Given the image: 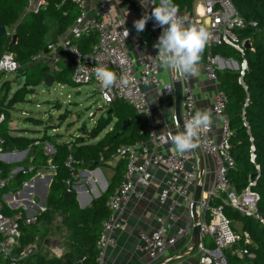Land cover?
I'll list each match as a JSON object with an SVG mask.
<instances>
[{"label": "built area", "instance_id": "1", "mask_svg": "<svg viewBox=\"0 0 264 264\" xmlns=\"http://www.w3.org/2000/svg\"><path fill=\"white\" fill-rule=\"evenodd\" d=\"M71 1L76 4L79 13L69 30L59 36L56 42L46 45L44 50L33 55L30 63L36 64L49 60L52 63L50 70L54 73L59 70L58 63L66 62L71 68L73 84L78 86L91 84L106 106L114 101H122L130 105L137 114L144 117L148 133L147 142L123 145L116 151L115 157L124 161L125 169L119 185L106 197L105 206L109 215L103 224L97 242L99 250L97 264H102L107 247L113 243L112 235L115 232L124 231L127 227L121 219V213L132 199H142L149 189L152 179L151 167H163L168 173V181L158 193V204L166 214L164 217H157L155 228L152 231L140 235L135 250L148 253L151 259L150 264H164L163 261L168 251L175 248L181 241H188L197 233V237L200 238V241L197 238L195 247L198 264H229L226 253L239 242L240 236L244 238L245 244H249V239L246 233L237 232L232 228L231 221L224 214V207L262 226H264V218L258 212L259 195L251 188L252 184L249 183L242 191H238L229 179V172L234 169L235 161L229 152L231 132L223 92L218 91L213 96L211 107L212 115L220 117L219 137L212 136L211 127L202 130L197 147L201 154L212 160L214 180L194 202L191 191L199 184V178L202 179L209 174V170L200 166L195 149L184 154L176 150L166 153L155 150L156 146L163 145L165 140L155 130L151 107L143 87L153 86L164 96L174 97L172 82L165 83L161 79L164 67L157 56L158 49L154 48L157 42L156 37L152 33L146 39L140 37L143 55L133 57L128 49L131 29L126 18L117 15L113 0H100L98 12L93 18L87 16L85 10L87 0ZM136 1L148 14L160 3V0ZM196 1L200 6L194 7L193 11L187 8L178 10V15L186 26L190 24L203 26L210 34L205 46L208 80L216 81L215 71L219 58H221L212 55L211 49L217 46H227L241 58L236 62V66L239 72L238 81L242 83V78L248 70L244 46L247 39H241L239 32L244 30L245 21L230 0ZM25 2L23 14L37 13L46 6L45 0H25ZM154 23L156 25L155 21ZM250 25L255 26L254 23ZM125 28L129 30L127 38L123 32ZM157 28L162 33L163 29L158 26ZM89 33H94L97 41L89 53L83 54L78 48L77 41ZM101 65L107 66L117 74V83L110 89H104L95 76V67ZM19 69L21 66L12 53L2 54L0 73H16ZM173 72L174 80L183 85L180 100L181 124L175 114L171 117V127L177 133L184 130V124L194 116L197 107L196 98L187 85L186 76L178 71ZM124 74L131 76L127 85L119 80V77ZM2 120L3 115H0V122ZM42 146L46 156L51 157L55 154V148L50 143L45 142ZM10 155L4 150V139L0 136V162H5V158ZM250 158L253 160V155ZM64 165L72 169L71 156L67 158ZM80 174H72V177L78 179ZM39 175L38 172L37 176ZM7 183L8 180L0 171V192L5 189ZM66 185L73 190L78 187L76 182L71 183L70 180L66 181ZM29 202L31 207L36 204L34 198H31ZM179 207H184L186 210L187 224L182 228H174L178 221ZM44 211L45 207H39L32 215H6L0 199V264H27L28 259L34 255L36 246L21 244L23 230L37 224V216ZM203 239H209L211 245L207 246ZM49 248L52 255L58 257L62 255L63 250L58 245H50ZM235 255L240 259H254L253 253L247 248H237Z\"/></svg>", "mask_w": 264, "mask_h": 264}, {"label": "trees", "instance_id": "2", "mask_svg": "<svg viewBox=\"0 0 264 264\" xmlns=\"http://www.w3.org/2000/svg\"><path fill=\"white\" fill-rule=\"evenodd\" d=\"M230 1L246 24L244 30L239 32V37L249 40L252 49L246 50L248 70L242 78V83L238 81V71L218 69L215 71L216 81L226 98V115L231 132L229 152L235 161L234 169L229 172V179L238 191H242L249 183L252 184L251 188L259 195L258 212L264 218V0ZM45 2L46 6L37 13L23 14L25 0H0V26L8 30V34L0 39V57L4 53H12L22 71L21 82L19 85L16 84L17 89L9 98L7 94L13 82L4 80L0 74V114L3 115V120L0 122V136L4 139V150L15 148L19 151L32 152L30 158L34 170L25 174L21 171L12 177L13 179H9L15 181L14 191L19 189L21 178L23 180L26 177L30 180L38 171L44 169L53 172L45 211L37 216V224L49 226L59 218L60 223L68 231L69 241L61 258L47 259L38 255L30 259L27 264H97L99 256L97 242L109 215L105 206L106 197L119 185L125 163L120 161L118 164L106 192L93 199L91 205L83 209L76 201L75 190L68 187L66 181L77 182L78 179L73 178L72 174L77 175L80 170L104 166L123 145L147 142L146 122L144 117L137 114L130 105L122 101H114L101 111V115L89 130L82 126L79 135L68 142L61 140L63 134L55 133L53 136L48 134L49 130H58L67 118L63 121L60 117L57 125L46 123L42 130L18 128L11 130L3 126L5 115L9 114L16 104L26 101L25 97L32 94L33 87L40 85L49 74L40 64L30 63L33 55L46 48L45 36L49 31L45 23L46 19L56 24L54 36L57 37L64 34L79 13L76 4L71 0H45ZM194 2L195 0H173L178 10L187 8L193 11ZM251 23L255 26L251 27ZM12 34L17 35L15 45H10ZM96 41V35L89 33L78 40L77 45L81 53L86 54L91 51ZM206 54L207 50L204 48L200 61H206ZM211 54L225 59L234 58L236 61L241 59L227 46L213 47ZM32 69L41 75L38 82L32 81V75L28 71ZM52 75L53 82L60 85L73 84L71 68L67 65L63 64ZM53 106L56 109L61 107L60 104ZM29 120L33 126L43 124L41 119L29 118ZM124 125L126 128L120 133ZM36 132L43 134L41 137L26 135ZM45 142L55 148L56 152L51 157L44 154L42 144ZM251 155L253 160L250 158ZM69 156L73 160L72 169L64 165ZM0 171L7 178V167L1 162ZM224 214L231 221L235 231L237 230L233 227L234 223L241 224L240 231L237 232L246 233L249 239V244H245L244 238L240 236L239 242L232 249L247 248L254 255L253 260H247L227 252L228 263L264 264V226L239 215L228 207H224ZM23 233L22 245L34 242L35 231L27 227Z\"/></svg>", "mask_w": 264, "mask_h": 264}, {"label": "crops", "instance_id": "3", "mask_svg": "<svg viewBox=\"0 0 264 264\" xmlns=\"http://www.w3.org/2000/svg\"><path fill=\"white\" fill-rule=\"evenodd\" d=\"M99 3L100 0L86 1L85 10L89 18H93L96 16L98 12ZM198 6H200L199 2L197 5L195 2L194 7L197 8ZM113 7L117 15L126 18L127 23L131 29L130 31L131 36L128 41V49L130 54L133 57L142 56L144 51L141 49L140 37L146 39L152 32L150 31L147 25L143 32L138 33L136 31V29L134 28V21L140 18L136 15V13L124 0H113ZM125 9L127 10L128 13L126 16L123 11ZM197 11L200 12L201 10L197 9ZM45 23L49 29L47 35L45 36V40L48 45L50 43L56 42L59 36L57 37L54 36L56 24L52 20L46 19ZM69 28L70 26L66 29L64 34L67 32V30H69ZM232 60L233 59H231V61H228L225 58L222 57L219 58L217 69L236 71L237 66L235 62H233ZM36 64L42 65L48 70L49 73H52L50 70V68L52 67L51 61L44 60L43 62ZM63 64L69 66L66 62H60L58 63L59 69ZM174 76L175 74L173 70L163 68L161 72V79L163 80V82L165 83L173 82ZM186 78H187V85L191 88L196 98L197 110L204 108L211 109L212 98L218 91H221V89L217 81L214 82L208 80L206 75L205 61L204 62L199 61L195 75L186 76ZM182 87L183 85H181V89ZM143 90L147 95V99L151 107V113H152L153 123L156 132L160 134L162 130L167 129L173 133H176L171 127V117L175 114L174 97L172 98V97L164 96L161 91L149 85L144 86ZM212 119H213V124L211 126V134L215 138H218L221 128L220 117L212 115ZM52 132L57 133V130H53ZM155 150L166 153V152L174 151L175 149L173 148L171 143H164L163 145H157ZM25 152H27V150L24 151V153ZM196 154L200 166L206 170H209V174L205 175L202 179L199 178V184L191 191V196L193 198L200 196L201 193L205 191L214 180V169L212 166V160H210L208 156L198 153V151H196ZM5 160L6 161L9 160V157L5 158ZM119 163L120 160L117 157L113 156L111 157V159H109L106 162L104 166L97 167L96 169H83L79 171V173L81 174L79 175L78 180L76 182L78 187L76 188L75 192H76V201H78L77 203L81 209L89 207L93 199L99 197L100 195L106 192L111 182V179L114 175L115 169L117 168ZM102 167L106 168L104 169L105 172H101L100 168ZM40 172L42 173L43 171ZM150 172L152 174V179L149 183V189L147 190V192L145 193L142 199H132L129 205L127 206V208L121 213V219L126 223L127 227L124 231H118L112 235L113 243L107 247L105 254L103 256L102 264H150L151 263V259L148 253L136 251L135 247L139 243L140 235L152 231L155 228L157 217H164L166 214L165 210L158 204V193L160 189L168 181V173L166 169H164L163 167H151ZM26 187L24 186V188ZM25 190L26 189H24V193L26 194L22 195L24 199L23 202L24 214L32 215L39 207H45V205L44 206L42 205L41 201L37 202L35 199L34 200L36 201L35 202L36 204L31 207L30 202H28V200L29 198H34L36 192H34V194L32 193V195L29 196L28 192H25ZM99 191H101V193ZM177 216H178V221L175 223L174 228L185 227L187 224V219H186V210L184 207L178 208ZM240 228H241V224H240ZM195 237L197 238L196 233L188 241H184V242L181 241L175 248H173L171 251H168L163 263L164 264H198V254L195 249L196 243L193 245ZM35 239H38V237L35 236ZM198 239L200 241L199 237ZM203 240L205 243L211 245L209 239H203ZM31 244H34L36 246V249L34 251L35 252L34 255L31 258H29L28 261L30 259H34L38 255L44 256L47 259L61 258L66 251L63 248L62 255L58 257L52 255L50 253V248H49L50 245H57L58 244L57 242H50L48 240H44L43 246H39L37 244V240H34V242ZM235 251L236 250L231 249L228 252L231 253L232 256H236Z\"/></svg>", "mask_w": 264, "mask_h": 264}, {"label": "rangeland", "instance_id": "4", "mask_svg": "<svg viewBox=\"0 0 264 264\" xmlns=\"http://www.w3.org/2000/svg\"><path fill=\"white\" fill-rule=\"evenodd\" d=\"M197 4L198 1H196V5ZM234 60L235 59L233 58L232 61L236 62V60ZM228 61H231V59H228ZM28 71H30V74L32 75V81L38 82L40 80L41 75H39L38 72H35V69ZM0 74L4 77V80L13 82L10 84V91L7 94L9 98L14 93L13 91L17 89V85L14 81L15 73ZM3 95L4 94H1V96ZM25 99L26 101L16 104L15 107L9 111V114L5 115L6 119L5 123H2L3 126L8 127L11 130L14 128L42 130L46 123L57 125L60 117L63 121H65L64 118H67L63 125L57 130V133L63 134V138L61 139L63 142L69 141L73 137L78 136L81 132L80 128L82 126L89 130L94 125L96 119L101 115V111L105 110L107 107L102 103L99 93L94 91L91 84L78 86L75 84L60 85L53 82L52 86L47 88L44 85V81H42L40 85L33 87L32 94L26 96ZM55 104H60L61 107L59 109L53 108V105ZM29 118L38 120L41 119L43 124L33 126ZM42 134V132L28 133V137H41ZM48 134L53 136L55 135V132L49 130ZM7 151L11 155L9 156V160H5L2 164L7 167L6 179L8 180V183L6 189H3L0 192V199L2 200L4 206V214H22L25 216L23 211L24 199L22 197V195L26 194L24 193V189H26L25 192H28L29 196L36 192L34 199L37 202L42 201L47 183L46 178L51 177L53 172L49 169H44L42 170V173L38 171L40 173L39 176H37V172L30 180L26 177L23 180L21 178V184L18 187L19 189L14 191L15 181H9V179H13L12 177L21 171L25 174L34 170L32 168L30 158L32 152L27 150V152L24 153V151H19L15 148L8 149ZM104 169L106 168H100L101 172H105ZM32 180H35V182L29 186L27 183ZM24 186L27 187L24 188ZM99 192L101 193V191ZM30 199L31 198H29V200ZM233 227L237 231H240L239 223H234ZM29 229L31 231H35L38 239L34 240H37V244L39 246H43L44 240H48L50 242H57V245L61 247V249L64 248L66 250V245L69 241L68 231L66 227L60 223L59 218H56V220L49 226L38 224L32 225ZM243 264H246V262Z\"/></svg>", "mask_w": 264, "mask_h": 264}, {"label": "clouds", "instance_id": "5", "mask_svg": "<svg viewBox=\"0 0 264 264\" xmlns=\"http://www.w3.org/2000/svg\"><path fill=\"white\" fill-rule=\"evenodd\" d=\"M125 16L127 10H123ZM154 19L156 26L162 28L154 48L158 49V58L162 67L178 71L184 76H193L201 54L210 38V34L203 26L195 24L185 25L178 15V8L173 0H160L150 14L134 21L136 31L143 32L149 20ZM124 35L129 36V30L124 29ZM95 76L104 89H110L116 85L117 74L107 66H97L94 69ZM122 84L127 85L131 76L124 74L119 77ZM154 102V101H152ZM213 124L212 110L210 108L198 109L194 116L184 124L182 132L173 133L167 129L162 130L160 135L165 143H171L173 148L180 154L194 150L199 145L200 133L209 129Z\"/></svg>", "mask_w": 264, "mask_h": 264}, {"label": "water", "instance_id": "6", "mask_svg": "<svg viewBox=\"0 0 264 264\" xmlns=\"http://www.w3.org/2000/svg\"><path fill=\"white\" fill-rule=\"evenodd\" d=\"M124 1L131 7V9L136 13V15L139 18H142V16L147 13L145 11V9L136 0H124ZM146 25L148 26L150 31L154 34V36L158 40V37L161 35V33L158 30L157 26L155 25L154 21L151 19V20H149L147 22ZM7 34H8L7 33V29L5 27H3V26H0V39L3 36L7 35ZM16 41H17V35L16 34H12L10 45H15ZM244 46H245L246 50L252 49L251 48V43L248 40H246L244 42ZM235 64L237 65L236 62H235ZM236 71H237V69H236ZM21 74H22V71L20 69L15 73L14 81L16 82L17 85H19L20 82H21V79H20L21 78ZM52 84H53V75L52 74H48L45 77L44 85L47 88H49V87L52 86ZM172 84H173V87H174L175 116L177 117L179 123L181 124V120H180L181 83L179 81L173 80ZM125 125L121 129L120 133L122 132V130H124L126 128L127 125L126 126ZM195 150L198 151V153H200V151L197 148H195ZM46 179H47L46 180L47 183H46V187H45V193H44L43 199L41 201L43 206L45 205V202H46V197H47V194H48V191H49V186H50L51 181H52V176L51 177H47ZM34 182H35V180H32V181L28 182L27 184L30 186ZM198 197L199 196L193 198L194 202L197 201ZM197 236H198V234H197ZM196 244H197V242H196ZM195 247H196V245H195Z\"/></svg>", "mask_w": 264, "mask_h": 264}, {"label": "bare ground", "instance_id": "7", "mask_svg": "<svg viewBox=\"0 0 264 264\" xmlns=\"http://www.w3.org/2000/svg\"><path fill=\"white\" fill-rule=\"evenodd\" d=\"M201 10V9H200ZM197 242V238L195 237L194 238V242H193V245Z\"/></svg>", "mask_w": 264, "mask_h": 264}]
</instances>
